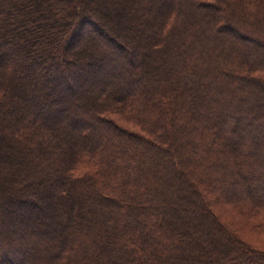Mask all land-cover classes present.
<instances>
[{
	"label": "trees",
	"instance_id": "trees-1",
	"mask_svg": "<svg viewBox=\"0 0 264 264\" xmlns=\"http://www.w3.org/2000/svg\"><path fill=\"white\" fill-rule=\"evenodd\" d=\"M261 1L0 0V264H264Z\"/></svg>",
	"mask_w": 264,
	"mask_h": 264
},
{
	"label": "rangeland",
	"instance_id": "rangeland-1",
	"mask_svg": "<svg viewBox=\"0 0 264 264\" xmlns=\"http://www.w3.org/2000/svg\"><path fill=\"white\" fill-rule=\"evenodd\" d=\"M264 1V0H263ZM263 1H261V3H258V4H256V6H261L260 4H262V2ZM264 4V3H263ZM91 11H90V13H91V17L93 18V20L95 19V17H97L98 15H96V13L95 12H98V10H99V8H103L102 7V5H100L97 1H92L91 2ZM113 32V31H112ZM109 33H111V32H109ZM114 33V32H113ZM119 41H120V43L121 44H123V45H125L124 46V50H120V49H117L118 50V53L121 55V56H125L126 55V51H129L128 49H130V41L128 40V39H125L124 40V42H121L122 41V39H119ZM78 61V60H77ZM114 118H116V120L118 119V117H116V116H114ZM119 121V120H118ZM123 125V124H122ZM172 143V141H170V143L169 144H171ZM254 234V233H253ZM254 237L253 238H256V237H259L260 238V240L263 242L264 241V235L261 233L259 236H257V235H253ZM255 240V239H254ZM263 245V244H262ZM262 248H263V250H264V246H262ZM210 256L212 257V258H214L215 257V253L214 252H211V254H210Z\"/></svg>",
	"mask_w": 264,
	"mask_h": 264
}]
</instances>
